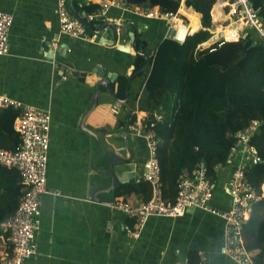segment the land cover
I'll return each mask as SVG.
<instances>
[{"label":"crops","instance_id":"1","mask_svg":"<svg viewBox=\"0 0 264 264\" xmlns=\"http://www.w3.org/2000/svg\"><path fill=\"white\" fill-rule=\"evenodd\" d=\"M102 1L69 0V6L76 17L87 21L96 11L92 4L100 7ZM229 2L216 0L212 25L219 19L227 24ZM182 8L196 10L186 2L180 6L178 25L193 31L192 20ZM0 11L12 14L14 20L7 52L0 55V94L52 115L47 172L50 192L42 198L41 225L29 263L237 264L225 252L224 220L216 214L191 208L176 217L152 216L140 236L132 237L124 226L134 220L115 207L120 200L148 199L149 192L129 191L131 184L145 181L142 177L148 158L147 142L134 131L131 118L135 115L138 122L148 119V111L140 107L144 75H136L129 89L127 84L138 70L135 34L149 41L139 52L152 56L167 33L166 22L110 8L98 22H91L98 34L96 40L86 41L60 31L57 0H0ZM200 14L198 26L203 29ZM105 21L127 23L125 37L115 39L107 29H96ZM102 79L116 96L99 85L93 107L95 86ZM228 177L229 170L222 168L211 200L212 206L221 210L231 203L225 185ZM163 198L167 202L173 199L168 195ZM257 216L264 218L262 207ZM5 242L1 236L0 254Z\"/></svg>","mask_w":264,"mask_h":264},{"label":"trees","instance_id":"2","mask_svg":"<svg viewBox=\"0 0 264 264\" xmlns=\"http://www.w3.org/2000/svg\"><path fill=\"white\" fill-rule=\"evenodd\" d=\"M129 4L149 2L163 11H177L181 0H127ZM216 0H187L186 3L202 14L205 29L197 28L198 22L188 31L185 40L163 37L151 56V65L144 75V96L140 107L148 111L143 123L157 133L158 162L163 197L171 202L178 194V180L185 171H192L200 161L207 165L209 177L218 182L220 170L226 166L235 145V134L252 120H260L258 131L251 142L264 158V44L250 32L239 40L226 41L211 52L198 45L211 37L207 27L212 25L211 10ZM264 19V0H251ZM94 10L97 4H92ZM198 31V32H196ZM196 32V33H194ZM149 44L139 38L138 49ZM138 69L146 58L138 54ZM19 110L0 107V147L14 149L21 143L15 128ZM136 116H132V121ZM247 178L253 184L259 200L252 204V215L244 223V237L249 251H257L254 258L264 263V218H258L257 209H264L262 184L264 163L250 165ZM25 186L18 171L0 164V237L6 238L7 230L1 223L16 211ZM149 192L147 180L131 184L130 190ZM141 189V190H140ZM136 222L135 218H132ZM5 251L11 245L5 242ZM1 260V256H0Z\"/></svg>","mask_w":264,"mask_h":264},{"label":"built area","instance_id":"3","mask_svg":"<svg viewBox=\"0 0 264 264\" xmlns=\"http://www.w3.org/2000/svg\"><path fill=\"white\" fill-rule=\"evenodd\" d=\"M186 1L181 0V5ZM110 8L127 9L143 18L162 20L168 28H177L181 18L180 8L177 11H163L158 6L145 8L129 4L127 0H103L100 7L88 16L87 21L98 22ZM57 9L61 32L86 41L96 40L98 34L90 31L85 22L73 14L69 0H57ZM227 15V24H222L223 20L219 19L207 28L212 35L199 44L198 48H208L213 52L226 41L239 40L250 32L264 44V19L251 0H230ZM13 21L12 14L0 11V55L7 52ZM222 30L224 36L214 38ZM0 107L19 110L15 128L20 133L21 143L14 149L0 147V164L16 169L25 186L16 211L1 223V228L8 232L6 240L11 245V253L3 250L0 264H30L29 258L36 249L35 235L41 225L42 198L50 192L47 188V172L52 115L47 110L5 94H0ZM260 123V120L254 119L235 134V145L223 167L229 170L225 185L230 193L231 203L229 208L221 210L211 204L218 182L209 177L204 161H200L194 170L180 175L174 202H167L163 198L157 157V133L143 122L135 120L132 124L134 131L147 142L148 158L142 179L151 183L152 195L144 201L120 200L115 203V207L128 218L136 219L133 226L125 224L127 234L139 237L145 222L152 216L176 217L191 208H199L224 220V248L230 258L237 264H264L256 260L253 252L247 249L244 237V223L248 219V213L252 204L260 198L246 175L247 167L264 163L258 148L251 142Z\"/></svg>","mask_w":264,"mask_h":264},{"label":"water","instance_id":"4","mask_svg":"<svg viewBox=\"0 0 264 264\" xmlns=\"http://www.w3.org/2000/svg\"><path fill=\"white\" fill-rule=\"evenodd\" d=\"M142 7H145V8H153V6L149 3V2H146L144 4H142ZM71 11L73 12L74 15H76V13L72 10V8H70ZM197 12V11H196ZM199 13V12H198ZM201 15V14H200ZM85 22V25L87 26V28L92 31V32H96L95 31V28L91 25L90 22L88 21H84ZM127 23L125 24H118L117 22H114V21H105L103 23H101L100 25L96 26V29H99V31H102L103 29H107L108 32L112 35V37H114L115 39H117L118 37H125V31H126V27H127ZM203 29H205V27H203ZM198 32V31H196ZM194 32V33H196ZM189 34H193V33H190V32H187L186 28L184 26H178L177 28H173V27H169L168 30H167V33L164 37H167V38H174V39H178V40H185V38L189 35ZM220 36H224V31H220L218 33V35H215L214 38H217V37H220ZM139 38V34H135L134 36V49L136 52L142 54L145 58H146V64L138 69L129 79V82L127 84V89H129L130 87V84H131V81L134 79V77L136 75H138L139 73H141L143 70H147L150 65H151V56L147 53H142V52H139L138 48H137V40ZM125 44H127L125 42ZM100 71V69H99ZM99 85H104L106 87L109 88L110 92L116 96L115 92H114V89L108 85V83L105 81V80H100L99 82H97L96 86H95V96L93 98V107L95 106L96 104V101H97V98H98V87Z\"/></svg>","mask_w":264,"mask_h":264},{"label":"bare ground","instance_id":"5","mask_svg":"<svg viewBox=\"0 0 264 264\" xmlns=\"http://www.w3.org/2000/svg\"><path fill=\"white\" fill-rule=\"evenodd\" d=\"M186 12H188L189 14H191V15H194V16H190V18H191V20H192V24L190 25L191 27L192 26H194V20L196 19L197 20V22H198V25H199V13L198 12H193V11H188V10H186ZM183 13H185L184 11H183ZM198 13V14H197ZM185 14H187V13H185ZM188 15V14H187ZM189 16V15H188ZM197 25V28H201L200 26H198ZM186 30H187V32H188V29L186 28Z\"/></svg>","mask_w":264,"mask_h":264},{"label":"rangeland","instance_id":"6","mask_svg":"<svg viewBox=\"0 0 264 264\" xmlns=\"http://www.w3.org/2000/svg\"><path fill=\"white\" fill-rule=\"evenodd\" d=\"M181 10H182V12L184 11L185 13H187V14L189 15V17H190V16H194V15H191V14H189L188 12H186L183 8H182Z\"/></svg>","mask_w":264,"mask_h":264}]
</instances>
